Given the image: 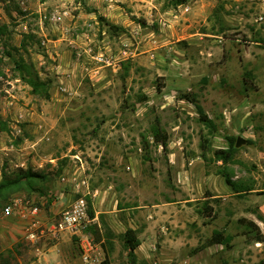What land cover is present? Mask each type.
<instances>
[{
    "label": "rangeland",
    "instance_id": "rangeland-1",
    "mask_svg": "<svg viewBox=\"0 0 264 264\" xmlns=\"http://www.w3.org/2000/svg\"><path fill=\"white\" fill-rule=\"evenodd\" d=\"M169 1L0 0V183L27 170L44 177L33 181L41 194L24 183L0 191V214L16 199L42 209L41 199L70 192L79 171L90 190L111 187L121 208L187 199L206 216L212 206L208 226L192 228L201 242L224 231L233 248L223 246L221 257L264 264V0H189L176 8ZM94 3L100 14L91 12ZM98 54L112 64L95 61ZM21 60L51 80L49 99L19 79ZM184 94L215 129L199 122ZM156 126L169 136L166 151L153 142ZM232 137L246 144L224 166L212 150L228 148ZM221 170L252 191L234 193ZM72 189V199L83 195ZM86 199L93 208L94 198ZM242 218L260 226L262 242L244 235ZM26 243L13 247L15 264L25 261ZM157 253L167 256L159 245Z\"/></svg>",
    "mask_w": 264,
    "mask_h": 264
},
{
    "label": "crops",
    "instance_id": "crops-1",
    "mask_svg": "<svg viewBox=\"0 0 264 264\" xmlns=\"http://www.w3.org/2000/svg\"><path fill=\"white\" fill-rule=\"evenodd\" d=\"M89 3L91 5V2ZM92 5L94 7L92 10L99 8L97 3ZM40 7L39 9H44L43 5ZM97 13L100 14L98 10ZM45 44L47 47V41H45ZM54 52H56L54 48L48 51L49 55L55 58ZM95 147L97 148V146ZM101 149H103L102 146L99 150ZM120 161H124V159L121 157L110 163L118 164ZM104 171L95 174L99 181L100 177H104L102 174ZM78 172L75 176L77 180L83 177L88 178ZM70 185V192H62L59 198L55 199L51 196V201L41 199L43 205L41 223L44 227L46 225L48 227L50 222L58 220L66 207L75 200L72 199L71 189L77 190L72 187V184ZM110 189L111 187L106 188L104 185H97V187L90 190L91 197L94 198V217H91L92 221L89 225L90 228L96 226L95 229L100 236V242L95 240L93 233L87 231L89 228L77 234L65 233L59 239L47 236L40 241L37 248L31 245L28 252L24 254L25 261L18 258L19 264H84L82 242L91 239L104 249L103 246H107L106 230L111 231L113 234L110 239L113 247L110 251L108 250L111 264H131L129 260L130 251L124 246V241L120 239V236L128 229L137 231L140 240V246L135 250L137 264H235L236 260L233 258L226 261L224 256L221 257L224 250V245L221 244L206 245L199 251H195L212 236L201 242L200 237L192 229L194 223L204 230L208 226L205 219L211 217L195 215L188 204L191 200H178L150 208H144L143 206L121 208L118 206L119 201L113 198L114 195H112ZM246 219L248 220V218ZM29 222V219L21 218L16 213L11 217L0 214V253L13 250V247H17L19 243L25 244L27 242L25 229ZM253 222L255 221L253 220ZM237 223L240 224L238 221ZM26 244L29 245L28 242ZM158 245L162 246L167 256L157 253ZM192 248H194L192 250L194 255L189 256L188 250ZM224 253H226V256L227 252Z\"/></svg>",
    "mask_w": 264,
    "mask_h": 264
},
{
    "label": "trees",
    "instance_id": "trees-1",
    "mask_svg": "<svg viewBox=\"0 0 264 264\" xmlns=\"http://www.w3.org/2000/svg\"><path fill=\"white\" fill-rule=\"evenodd\" d=\"M189 0H170L169 4L171 7H178L181 5H184ZM91 12L96 13V10H92ZM98 19L102 22H106V25L113 31H119L121 28L117 27L114 24H111L107 22L106 18L103 16H98ZM139 23H142L144 26L146 25V22L144 20H139ZM7 57H12V54L10 52L6 53ZM16 67L20 71V78L22 81H24L27 85L31 87V91L34 95H38L41 97H45L46 99H49V89L52 84L51 80L46 79L42 80L38 74V72L34 69V66L32 64H27L24 60H21V62H16ZM181 99L187 100L188 102L192 103L199 115V122L207 127L208 129H215V125L213 121L209 118V116L204 112L201 105L198 103L197 99L195 97H191L189 94H184L181 96ZM3 131H6V128H1ZM151 136L153 138V142L160 145L163 150H167L169 148V136L165 131L160 129L158 126L154 127L152 129ZM237 141V137L230 138V142L228 145V148L226 149H217L212 150L213 158L218 161L222 162L224 166H227L229 163L233 162L234 154L237 152V149L235 147ZM149 146L150 144L147 143ZM200 148L202 150L201 157L206 161L207 159V153L210 149L209 142L203 138L200 144ZM223 173V176L225 177V180L227 184L231 187V189L234 191V193H246L252 191V188L250 187H243L239 182L233 181L229 175L225 174L222 170L220 171V174ZM44 179L43 176L40 174H37L35 172H32L30 170L27 171H21L18 176L15 179H9L5 175L3 177L2 182L0 183V191L4 190H10L14 187H18L22 183L26 185V187L29 188V191H37L39 194L41 192L39 190H36L35 186L33 185V181L36 179ZM89 210H90V217H94V211L92 206L89 204ZM207 217L213 216V207H205L203 210ZM205 216V217H206ZM238 222L245 226L246 237H252L253 241L262 242L263 236L262 232L259 228V226L253 222L249 221L247 219H240ZM96 226H93L92 228H89L91 233L95 235V240L100 242V236L98 234V231H96ZM106 238H107V246H103L105 250V259L102 264H111L110 258L108 255V250L112 249L113 243L110 241L113 234L111 231L106 230L105 232ZM120 239L124 241V246L129 249V260L131 264H137V257L135 255V250L140 246V240L138 239V233L137 231H134L132 229H128L123 235L120 236ZM231 236L225 235L224 231L216 230L213 232L212 237L207 240V242L198 248H196V252L202 249L206 245H215V244H221L224 245L227 249H231L233 245L231 244ZM13 251L7 250L6 253H0V264H15L13 259Z\"/></svg>",
    "mask_w": 264,
    "mask_h": 264
},
{
    "label": "built area",
    "instance_id": "built-area-1",
    "mask_svg": "<svg viewBox=\"0 0 264 264\" xmlns=\"http://www.w3.org/2000/svg\"><path fill=\"white\" fill-rule=\"evenodd\" d=\"M262 20V17L259 18ZM98 63L111 65L112 60L104 54H98L93 57ZM62 178V181H66ZM72 184L75 189L82 192V196L75 199L61 214L58 220L50 222L49 226L44 227L41 223L42 210L39 206L32 204L29 201L14 200L8 205L4 211L3 216L11 217L16 213L19 217L29 219L30 222L26 226L25 233L28 242L37 248L40 241L47 236L54 239H59L65 233L77 234L86 229L91 223L89 202L86 197L91 195L89 180L86 177L80 180L74 179ZM62 192L55 193L53 196L59 198ZM82 259L86 264H102L105 259V251L101 245L94 240L86 239L82 242Z\"/></svg>",
    "mask_w": 264,
    "mask_h": 264
},
{
    "label": "water",
    "instance_id": "water-1",
    "mask_svg": "<svg viewBox=\"0 0 264 264\" xmlns=\"http://www.w3.org/2000/svg\"><path fill=\"white\" fill-rule=\"evenodd\" d=\"M245 144H246V140L244 138L237 137V141H236V144H235L236 148H241Z\"/></svg>",
    "mask_w": 264,
    "mask_h": 264
}]
</instances>
